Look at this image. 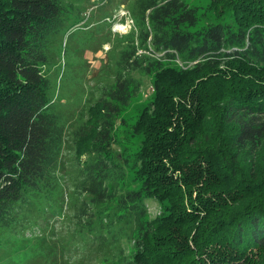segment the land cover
Segmentation results:
<instances>
[{"label":"trees","instance_id":"1","mask_svg":"<svg viewBox=\"0 0 264 264\" xmlns=\"http://www.w3.org/2000/svg\"><path fill=\"white\" fill-rule=\"evenodd\" d=\"M121 4L131 28L110 42L90 123L79 112L69 130L46 68L53 39L79 22V1L0 0L5 264H39L38 240L22 233L67 203L75 241L128 240L114 264H264V151L253 163L264 143V0H208L213 19L201 24L205 13L184 0ZM144 75L151 92L127 122L120 112ZM66 137L70 187L59 173Z\"/></svg>","mask_w":264,"mask_h":264},{"label":"rangeland","instance_id":"2","mask_svg":"<svg viewBox=\"0 0 264 264\" xmlns=\"http://www.w3.org/2000/svg\"><path fill=\"white\" fill-rule=\"evenodd\" d=\"M74 1H79L80 8H82L79 22L53 39V57L50 58L51 64L46 68L48 77L54 86L53 105L69 122V130L73 128L74 119L79 112L84 111L83 115H85L87 125L90 123L89 108L93 101L98 99L101 88L110 78L106 68L110 42L113 37L131 28L129 16L121 4L125 0ZM184 1L194 6L198 12L205 13L200 16L199 24L213 19V16L205 9L208 0ZM58 44L64 46V56L60 55ZM64 60L66 64L62 68ZM59 71L62 73L58 79L56 74ZM141 81L140 93L132 97L130 103L120 112L127 122L135 119L151 92L149 77L141 76ZM94 111L92 110V115ZM122 135L120 129L118 142L122 141ZM66 140H69V137L65 138L59 173L60 182L70 187L73 182L71 176L73 151L68 142L66 144ZM117 141L111 145L114 152L119 150ZM263 151L264 143L255 152L253 163L261 161ZM125 183L130 186L128 180ZM67 205L68 203L62 205L59 214L36 217L33 226L22 233L24 237L31 236L38 240V249L40 248L42 253L39 264H114L112 253L121 256L123 253L120 251L127 252L129 247L127 239H120L114 245L89 242L81 237H77L75 241L73 236H69L70 231H74V218L71 217L72 211ZM145 206L150 217L158 211L154 201H148ZM118 225L125 231L129 229L128 224L118 223ZM29 230L31 231L28 232ZM69 237H71L70 240ZM9 255V251L0 249V264H5ZM14 261L17 259L15 258Z\"/></svg>","mask_w":264,"mask_h":264},{"label":"built area","instance_id":"3","mask_svg":"<svg viewBox=\"0 0 264 264\" xmlns=\"http://www.w3.org/2000/svg\"><path fill=\"white\" fill-rule=\"evenodd\" d=\"M131 22V21H130Z\"/></svg>","mask_w":264,"mask_h":264}]
</instances>
